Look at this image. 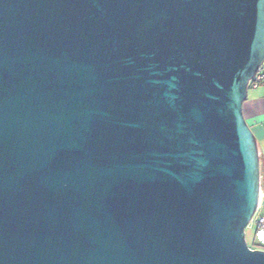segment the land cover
I'll list each match as a JSON object with an SVG mask.
<instances>
[{"label":"water","instance_id":"water-1","mask_svg":"<svg viewBox=\"0 0 264 264\" xmlns=\"http://www.w3.org/2000/svg\"><path fill=\"white\" fill-rule=\"evenodd\" d=\"M263 61L264 0H0V264H264Z\"/></svg>","mask_w":264,"mask_h":264},{"label":"crops","instance_id":"crops-1","mask_svg":"<svg viewBox=\"0 0 264 264\" xmlns=\"http://www.w3.org/2000/svg\"><path fill=\"white\" fill-rule=\"evenodd\" d=\"M261 72L264 73V61L261 64ZM243 114L248 124L254 131L259 152L264 157V83H249L247 93L243 100Z\"/></svg>","mask_w":264,"mask_h":264},{"label":"built area","instance_id":"built-area-1","mask_svg":"<svg viewBox=\"0 0 264 264\" xmlns=\"http://www.w3.org/2000/svg\"><path fill=\"white\" fill-rule=\"evenodd\" d=\"M260 82L264 83V73L261 72V66H259L254 75L249 79L248 84H258ZM249 225L254 227L255 240L259 243L258 247L249 246L264 249V188L261 185L256 208L246 227Z\"/></svg>","mask_w":264,"mask_h":264},{"label":"rangeland","instance_id":"rangeland-1","mask_svg":"<svg viewBox=\"0 0 264 264\" xmlns=\"http://www.w3.org/2000/svg\"><path fill=\"white\" fill-rule=\"evenodd\" d=\"M260 173H261V186L264 188V157L260 153ZM245 238L247 243L252 247H258L259 243L255 240L254 227L249 225L245 228Z\"/></svg>","mask_w":264,"mask_h":264}]
</instances>
